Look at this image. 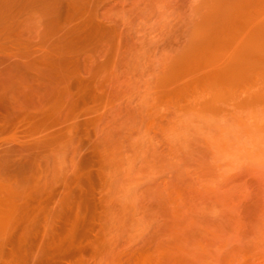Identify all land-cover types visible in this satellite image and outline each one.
Segmentation results:
<instances>
[{"label": "rangeland", "instance_id": "rangeland-1", "mask_svg": "<svg viewBox=\"0 0 264 264\" xmlns=\"http://www.w3.org/2000/svg\"><path fill=\"white\" fill-rule=\"evenodd\" d=\"M0 264H264V0H0Z\"/></svg>", "mask_w": 264, "mask_h": 264}]
</instances>
